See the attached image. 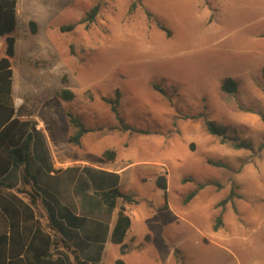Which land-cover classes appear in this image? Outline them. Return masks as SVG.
<instances>
[{"label": "rangeland", "instance_id": "rangeland-1", "mask_svg": "<svg viewBox=\"0 0 264 264\" xmlns=\"http://www.w3.org/2000/svg\"><path fill=\"white\" fill-rule=\"evenodd\" d=\"M99 2L96 21L79 24ZM17 9L13 95L18 116L36 122L45 141L33 151L37 180L25 188L39 194L33 225L80 247L84 203L92 200V255H78L82 264H264V0H18ZM5 43L0 37V57ZM228 78L237 93L222 90ZM63 90L74 99L59 97ZM117 91L124 124L103 100ZM68 113L89 130L80 145L69 142L77 129ZM205 118L251 149L221 143ZM110 149L114 161L103 155ZM92 169L121 170L120 189L138 201L127 206L125 255L111 243L118 209L97 202ZM18 175L13 192L31 204L17 191ZM199 184L206 187L186 204ZM233 186L241 198L226 205L215 231L219 203ZM78 212L71 224L66 215ZM55 222L69 227L66 235ZM57 252L79 264L60 241Z\"/></svg>", "mask_w": 264, "mask_h": 264}, {"label": "trees", "instance_id": "trees-1", "mask_svg": "<svg viewBox=\"0 0 264 264\" xmlns=\"http://www.w3.org/2000/svg\"><path fill=\"white\" fill-rule=\"evenodd\" d=\"M18 0H0V37L6 38L5 54L0 57V264H73L67 254L56 253L59 241L69 248V243L62 236L55 238L42 229L37 227L35 232L33 228L25 226L22 228V221L28 222L34 218L32 207L37 205V197L31 192L25 190L27 185L32 184L31 181L37 180L31 171L33 161V151L35 145L40 143L44 145V136L41 131L37 130V123L31 120H22L18 116V110L15 105L13 95L14 85V60L16 55V37L13 33L17 27V11ZM101 10V2L97 3L92 9L81 19L79 24L87 26L96 21ZM158 28L170 35V31L160 22H157ZM32 33H37V24L30 22ZM76 25L62 27V31H72ZM222 90L228 94H235L238 91V83L232 79H226L222 84ZM59 97L65 100L74 99L73 92L63 90L59 93ZM120 91L116 92L113 100L104 98L103 100L111 107V111L116 115L117 119L124 124L123 118L120 116L118 108L120 104ZM202 115L194 116V119L201 118ZM69 122L77 130L70 137L69 142L80 145L82 138L89 130L84 123L73 114L68 113ZM264 120V116H263ZM205 127L207 132L215 137L220 138L221 143H231L234 149H251V144L245 140H240L238 136L229 134L226 126L217 124L205 118ZM123 130H131L132 132H141L132 129L128 125L123 126ZM36 140H35V136ZM103 155L109 161H114L116 151L113 149L104 151ZM215 166H223L218 162H214ZM91 171V170H89ZM19 174L21 186L17 188L19 193L29 194L31 204H26L23 199L16 194L17 182L13 181ZM120 175L116 172L92 169V179L90 185L94 191L97 202L109 211L118 209L117 219L111 232V243L119 245L122 255L128 253V245L126 238L132 226V218L127 212V206L137 204L138 201L134 195L124 192L119 187ZM157 187L165 192L168 189L167 178L160 176L156 180ZM206 184H199L196 189L191 191L185 199L188 204L204 189ZM235 198H241L233 186L228 196L219 203L222 211L216 219L214 230L218 231L223 223L224 209L227 204H234ZM121 204L119 205V203ZM168 209V205L161 210ZM76 216L72 213L66 215V219L72 224L77 222ZM52 221H56L52 216ZM73 223V224H74ZM57 225L58 223L55 222ZM59 225V224H58ZM58 228L61 234L66 235L68 226L64 228L61 224ZM75 253V252H74ZM75 259L79 264V256L75 253ZM116 264H127L124 259L120 258Z\"/></svg>", "mask_w": 264, "mask_h": 264}, {"label": "crops", "instance_id": "crops-1", "mask_svg": "<svg viewBox=\"0 0 264 264\" xmlns=\"http://www.w3.org/2000/svg\"><path fill=\"white\" fill-rule=\"evenodd\" d=\"M15 105H16V108H17L16 99H15ZM109 171L120 173L121 170H115V171L114 170H109ZM83 194H84V196L86 195L87 198L90 196L91 199H92V192H83ZM72 197H73V203L76 204V206H78L79 205V203H78L79 200L74 195ZM23 201L26 204H29L26 200L23 199ZM84 204H85L84 205V212H85V216H86V219H87V222H86V227H87L86 230H87V232H86V237H85V243L79 247L77 244H74L72 240L71 241H68L66 239L65 240L69 243V246L71 247L73 252H75L77 255L85 254L86 258H88L89 257V252H90V255H92V200H89V201L87 200ZM31 208H33V207L31 206ZM33 211H34V208H33ZM76 216L77 217L80 216L79 212H78V214H76ZM35 221H38V218L35 215H34V218L31 219L28 222L29 224H27L26 222L22 221V228L25 227V226H28L30 228H33V231L35 232V230L39 226L38 223L36 225H33V223ZM89 228H90V237H89V233H88L89 232Z\"/></svg>", "mask_w": 264, "mask_h": 264}]
</instances>
